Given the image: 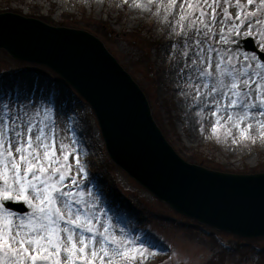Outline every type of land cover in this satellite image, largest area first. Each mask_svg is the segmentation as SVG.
<instances>
[{
    "label": "snow or ice",
    "instance_id": "snow-or-ice-1",
    "mask_svg": "<svg viewBox=\"0 0 264 264\" xmlns=\"http://www.w3.org/2000/svg\"><path fill=\"white\" fill-rule=\"evenodd\" d=\"M161 7L175 37L169 58L178 88L200 107L197 115L214 118L217 139L221 127L234 144L231 129L241 141L255 143L254 131L264 139V0ZM64 141L44 102L0 104V264H142L151 246L118 226L87 188L75 133Z\"/></svg>",
    "mask_w": 264,
    "mask_h": 264
},
{
    "label": "rangeland",
    "instance_id": "rangeland-1",
    "mask_svg": "<svg viewBox=\"0 0 264 264\" xmlns=\"http://www.w3.org/2000/svg\"><path fill=\"white\" fill-rule=\"evenodd\" d=\"M6 11L48 18L52 25L82 29L96 36L141 88L164 137L186 161L223 172L264 171V139L254 131L255 143L241 141L239 132L231 129L238 141L234 144L223 127L218 128L217 139L212 132L214 118L206 111L197 115L200 107L182 95L178 88L182 81L177 79L174 61L169 58L175 37L168 31L161 0L153 4L148 0H0V12ZM28 98L52 107L57 139L65 137L64 142L70 143L75 133L81 161H94L97 172L87 174V188L98 195L96 189L113 181L122 198L119 216H110L130 235L140 236L151 246L142 264H259L260 260L236 253L244 246L249 248L247 241L264 248V236L245 240L220 232L223 241L236 247L232 256H221L211 235L177 215L123 170L107 164L94 113L65 81L55 73H37L31 63L12 59L0 50V104H16ZM94 182L98 183L95 189ZM123 221L129 225L125 227Z\"/></svg>",
    "mask_w": 264,
    "mask_h": 264
},
{
    "label": "water",
    "instance_id": "water-1",
    "mask_svg": "<svg viewBox=\"0 0 264 264\" xmlns=\"http://www.w3.org/2000/svg\"><path fill=\"white\" fill-rule=\"evenodd\" d=\"M0 48L66 80L92 107L112 161L158 199L217 229L264 235V172L224 173L184 161L155 124L141 89L95 36L4 12Z\"/></svg>",
    "mask_w": 264,
    "mask_h": 264
},
{
    "label": "trees",
    "instance_id": "trees-1",
    "mask_svg": "<svg viewBox=\"0 0 264 264\" xmlns=\"http://www.w3.org/2000/svg\"><path fill=\"white\" fill-rule=\"evenodd\" d=\"M16 12H18V11H16ZM41 19L44 20V21H46V22H48V23H51V22H49L48 18H45V19L41 18ZM1 52L5 53L4 51H1ZM33 66L36 67L35 70L37 72H40V73H44L45 71L51 72L48 68H46V67H44L42 65H33ZM167 112H170V111L167 109ZM191 222H193V223H195L197 225V222H195V221H191ZM245 240H247V239H245ZM212 242H213V244L215 245V247L217 249L216 251L221 256L224 255L225 257H229V256H232L233 255L234 251H236V247L235 246H230L229 248H222L220 245H217L214 240H212ZM236 254L237 255L242 254L244 256L251 257V258L256 259L258 261L259 260L262 261L264 259V248H262V249L260 248L259 251H254L250 246H249V248L248 247L246 248L244 246L243 250L240 253H239V251H237ZM260 261H259V264L262 263Z\"/></svg>",
    "mask_w": 264,
    "mask_h": 264
}]
</instances>
